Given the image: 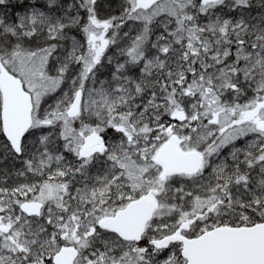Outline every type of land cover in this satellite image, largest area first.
Segmentation results:
<instances>
[{
	"label": "snow or ice",
	"instance_id": "1",
	"mask_svg": "<svg viewBox=\"0 0 264 264\" xmlns=\"http://www.w3.org/2000/svg\"><path fill=\"white\" fill-rule=\"evenodd\" d=\"M0 264H264V0H0Z\"/></svg>",
	"mask_w": 264,
	"mask_h": 264
}]
</instances>
